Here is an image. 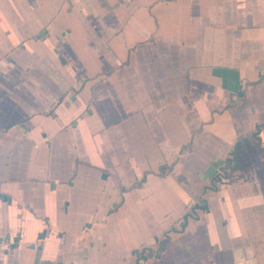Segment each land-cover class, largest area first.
<instances>
[{
  "label": "crops",
  "instance_id": "obj_1",
  "mask_svg": "<svg viewBox=\"0 0 264 264\" xmlns=\"http://www.w3.org/2000/svg\"><path fill=\"white\" fill-rule=\"evenodd\" d=\"M0 264H264V0H0Z\"/></svg>",
  "mask_w": 264,
  "mask_h": 264
},
{
  "label": "trees",
  "instance_id": "obj_2",
  "mask_svg": "<svg viewBox=\"0 0 264 264\" xmlns=\"http://www.w3.org/2000/svg\"><path fill=\"white\" fill-rule=\"evenodd\" d=\"M166 171H168V168H167V170H166L165 167H160V169H159V174H160V175H164V174L166 173Z\"/></svg>",
  "mask_w": 264,
  "mask_h": 264
}]
</instances>
